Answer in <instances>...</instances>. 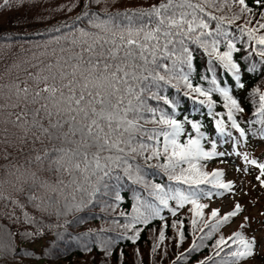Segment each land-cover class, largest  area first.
<instances>
[{"label": "snow or ice", "instance_id": "obj_1", "mask_svg": "<svg viewBox=\"0 0 264 264\" xmlns=\"http://www.w3.org/2000/svg\"><path fill=\"white\" fill-rule=\"evenodd\" d=\"M11 2L3 0L0 8L10 6ZM102 2L85 0L82 13L71 25L65 22L54 27V32L61 33L53 37L54 41L65 43L58 51L53 48L47 60L34 56L39 63L31 60L13 62L0 74L3 79L4 76L11 77L14 70L26 73L24 78L17 74L0 87V158L7 161V164L0 165V206L5 210L11 207L12 212H6L11 219L16 218V209L29 206L41 216H67L93 203L116 173L122 172L129 179L135 177L141 182L140 167L132 163L137 157H143L146 162L163 158L165 162L160 167L168 173L169 180L185 184L191 190L169 194L161 185H152L158 203L134 208L136 215L126 227H135L138 223L146 225L157 217L163 220L161 208H169L171 200L176 202V207L169 209L173 216L178 209L191 204L193 234L198 230L202 234L201 241L211 239L243 211L237 202L225 214H221L218 208H211L203 226L197 219H202L204 210L209 209L208 204L200 203L201 199L211 200L213 196L228 193L235 195L233 184L221 179L222 171H202L205 165L201 161L225 153H218L216 142L210 140L211 150H205L202 141L208 138L201 132V124L187 117L180 122L174 114L151 107L146 101H163L175 109L174 101L153 89L168 85L179 91L182 84L185 95L202 105L207 104L220 135L227 134L226 126L230 124L241 137L245 136L237 119V114L243 113L244 109L228 90L222 87L205 89L191 82L194 59L191 45L203 48L209 57L215 55L243 88L240 69L233 62L232 55L239 49L228 40L227 51L220 53V38L228 36L225 24L231 25L246 17L239 31L247 35L252 52L264 61V35H256L264 30V12L260 13L255 26H250L255 13L246 0H231V4L229 0H162L147 9L108 13L102 17L99 12L91 10L93 4ZM254 2L259 6L264 0ZM78 3L79 0L68 10L72 11ZM236 4L240 11L231 17L214 14L223 12L225 6L231 11V6ZM210 21H217L214 30L210 28ZM62 28L69 31L62 32ZM212 84L216 85L215 78ZM214 91L226 101L225 114L212 112ZM199 97L206 100H198ZM255 115L260 118L255 122L264 125V95L259 96ZM149 123L158 127H145ZM185 123L191 124L196 136L188 133L186 142L181 143L179 137L185 133ZM259 131L264 135V127ZM37 144L45 147L37 149ZM26 148L29 152L21 163L19 157L13 156V151L23 154ZM244 159L259 168L257 180L264 187V179H261L264 164L248 161L246 155ZM201 185L222 191H204ZM23 215L29 225H39L27 212ZM177 224L181 227L178 235L179 243H182L183 220L174 221L172 227L176 228ZM246 226L250 227L248 217H244V222L239 225L241 229ZM39 231L37 227V233ZM26 235L32 236L33 233ZM138 236L139 230L129 239L135 243ZM164 239L162 229L159 240L163 242ZM157 247H153V252ZM197 247L194 240L189 252ZM212 250L213 255L201 264H246L257 254L258 245L255 237L248 238L243 232L235 231L228 236L219 235ZM184 256L181 253L177 260Z\"/></svg>", "mask_w": 264, "mask_h": 264}, {"label": "trees", "instance_id": "obj_2", "mask_svg": "<svg viewBox=\"0 0 264 264\" xmlns=\"http://www.w3.org/2000/svg\"><path fill=\"white\" fill-rule=\"evenodd\" d=\"M3 0H0L2 3ZM77 0H12L10 6L0 8V74L4 73L6 66L13 62L21 60H31L33 63H39L33 59L34 56L47 60L51 55L52 49L57 51L64 45V41L57 44L53 37L61 35L60 32H54V27L62 26L65 22L69 25L77 19L84 9L85 0H79L78 6L72 11L68 10ZM162 0H103L99 5L93 4L91 10L99 12L102 17L108 13L115 14L125 11H136L147 9L152 4H158ZM249 7L253 9L255 16L252 25L255 26L256 20L260 19V13L264 12V3L257 6L254 0H246ZM231 4V0H229ZM106 10V11H105ZM238 4L224 7L223 12H215L217 16L225 15L231 17L234 13H239ZM246 17L237 20L235 23L224 27L228 31L227 38L221 37V43L218 51L223 53L227 51V42L232 40L239 51L233 52V62L240 69V82L244 84L243 88L238 86L235 76L226 69L215 55L209 57L205 50L195 44L191 45L193 49V64L190 73L191 82L194 86H201L205 89L213 87L226 88L229 95L236 99L244 109L243 113L237 114L240 126L245 130V136L241 137L238 130L232 129L226 121V135H220L215 128V119L209 113L207 104H200L190 96L185 95L186 89L181 84L179 91L176 87L161 85L159 91L163 96L175 102V109L165 105L163 101L148 99L147 105L157 109L174 114L180 122H184L187 117L193 122L202 125L203 132L207 140L202 141L205 150H211V144L208 141L216 142V151L224 153L230 148L233 155L231 158L226 156H217L208 161H201L202 171L212 172L220 170L224 173L221 179L225 182H231L236 185L235 178L230 175L236 172V169L249 174L254 165L246 162L256 160L257 163H264V135L259 129L264 127L258 122L260 118L255 115L258 108L259 96L264 95V61L258 55L252 52V47L248 43L247 35H242L239 26L244 24ZM217 21H210V28L215 29ZM69 29L62 28V32H68ZM257 36L264 35V30L256 33ZM36 45H49L47 48H37ZM210 50V48H209ZM255 68L252 69V66ZM209 69H212L209 71ZM252 69V70H250ZM35 69H33L34 71ZM19 74L21 78L26 76L22 70H14L11 77L4 76L0 79V87L5 86L10 79H14ZM215 78L216 85L212 84ZM198 100H206L205 97H199ZM213 107L212 112L225 114V99L218 92H212ZM219 118V117H216ZM253 121V123H249ZM145 127L151 129L158 125L149 123ZM185 133L179 137L181 143L186 142L188 133L196 136L191 124H184ZM50 147L51 145H47ZM37 149L45 145L37 144ZM9 151H12L9 149ZM29 152L26 148L24 153L13 151V156L19 157L23 163L24 156ZM2 156V153H0ZM165 161L163 158L145 161L143 157H137L132 161L138 165L143 174V180L137 182L135 177L129 179L122 172L116 173L107 181V186L97 194L94 202L82 207L80 211L67 216L57 218L55 215L41 216L31 206L24 209L15 210V219L8 218L7 213H11L9 207L5 210L0 206V264H201L202 261L213 255L212 245L219 235L228 236L235 231H241L248 238L255 237L258 245L259 256L264 264V187L259 184L257 188V198L252 203V208L258 212L257 215L243 211L239 216L232 219L228 225L223 226L219 232L215 233L211 239H199L202 235L198 230L193 234L191 220L193 213L189 211L191 204H186L183 208L177 210L176 216L171 214L169 209L176 207L175 201H169V208H161V216L150 220L146 225L138 223L135 227H126L136 215L133 211L141 205L158 203L154 194L152 185L159 184L165 191L172 194L174 191L187 192L191 189L187 185L169 180L168 173L160 167ZM7 164V161L0 158V165ZM184 167H187L185 165ZM2 171V169H0ZM201 190L217 192L209 185H201ZM233 192L234 187H233ZM231 193L223 196H213L211 200L201 199L200 203L209 205V209L204 210V216L199 219L200 226L208 220L209 210L216 207V202H223L226 199L232 201ZM237 202H233L235 206ZM141 210H143L141 208ZM24 212L36 221L39 225H29L25 222ZM244 217L250 220V227L241 229L239 225L244 222ZM242 219L235 228L232 226ZM183 220L184 240L179 243L178 232L181 230L179 224L173 228L174 221ZM167 227L164 228V225ZM37 227L40 231L37 233ZM165 232L163 242L159 240L161 230ZM139 230V236L133 243L129 237L135 236ZM208 231V229H205ZM33 233L32 236L26 235ZM196 241L198 247L194 251L189 249ZM153 252V247L157 246ZM11 249L9 252L8 249ZM110 253V254H109ZM184 253L183 259L177 260V257ZM219 262V258H216ZM252 258L246 261L250 264Z\"/></svg>", "mask_w": 264, "mask_h": 264}, {"label": "rangeland", "instance_id": "obj_3", "mask_svg": "<svg viewBox=\"0 0 264 264\" xmlns=\"http://www.w3.org/2000/svg\"><path fill=\"white\" fill-rule=\"evenodd\" d=\"M227 158H231L233 153L230 148L224 152ZM261 164V163H258ZM264 164V163H262ZM254 165V164H251ZM260 175L259 168L254 165V168L251 173L247 174L242 170L236 169V172H233L230 177L235 178L236 185L234 186L235 195L232 196V201L229 199L224 200L223 202H216L215 206L220 207L223 213L231 211L234 206L233 202H238L243 208L244 212L250 213L251 215H257L258 212L255 208H252V203H254L257 198V188L259 187L260 182L257 180V176ZM264 179V177H261ZM242 219H239L231 229L235 228L239 223H241ZM250 264H263L260 257L257 255L252 258Z\"/></svg>", "mask_w": 264, "mask_h": 264}]
</instances>
